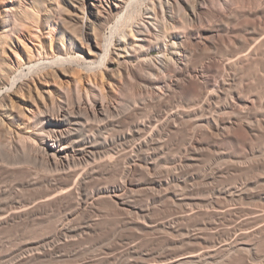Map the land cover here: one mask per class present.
I'll use <instances>...</instances> for the list:
<instances>
[{"label": "bare ground", "instance_id": "1", "mask_svg": "<svg viewBox=\"0 0 264 264\" xmlns=\"http://www.w3.org/2000/svg\"><path fill=\"white\" fill-rule=\"evenodd\" d=\"M263 136L264 0H0V230L66 209L35 244L41 251L18 254L17 264L47 256L45 245L58 253L56 239L95 231L88 219L74 221L103 212L105 200L137 231L156 226L148 216L166 199L181 211L160 222L165 228L201 213L236 218L239 205L228 201L264 200L262 183L252 190L215 180L263 170L264 144L250 147L244 162L219 142L255 144ZM205 151L224 161L193 172ZM201 187L208 197L195 193ZM28 189L41 191L21 194ZM143 190L151 192L146 206ZM255 209L234 219L226 239L214 226L217 244L144 264H216L224 250L233 259L241 251V264H264V257L251 261L260 252L255 241L264 240V210ZM188 226L177 229L179 238L202 244L203 227ZM139 241L137 234L111 259L132 264Z\"/></svg>", "mask_w": 264, "mask_h": 264}, {"label": "rangeland", "instance_id": "2", "mask_svg": "<svg viewBox=\"0 0 264 264\" xmlns=\"http://www.w3.org/2000/svg\"><path fill=\"white\" fill-rule=\"evenodd\" d=\"M30 43H31V41H30ZM154 54H156V52H153L151 55L153 56ZM260 139H262V143H260L258 145V143H256V142L257 141L261 142ZM260 139H256V140L254 139L255 144H254V141L252 140L253 141L252 142L250 139H248V141L249 140L250 141L249 142L247 141V143L246 142L245 143L232 142L230 140H224L222 142H219V144H220V146L221 145L223 146V147L221 146L223 148L222 150H224V151L229 150V152H225L226 154L232 153L239 160L249 161L252 157L249 154L250 147H252V146L254 147V145L256 146V144H257V146L255 148H261L263 146L264 136L260 137ZM225 141L228 144L230 142V145H227V143H225ZM239 143H241L242 146L244 144L246 149L244 148L245 150H242L243 148L241 147V145ZM236 144H237V146H236ZM238 144L240 145V148L238 147ZM206 152L207 151H205L203 153L204 156H201L200 161L196 162L197 164H194V166L191 167L193 172H203L204 170L208 169L210 167V165L215 166L216 163H222L224 161V158H218L217 155L214 154L213 152L208 151V153L211 154V157H213L212 154L215 155L213 158L209 157L210 155L208 153L206 154L207 155L206 156L205 155ZM241 155H242V157H241ZM209 159L210 160L212 159L211 162L209 161ZM22 161H25V160L22 158ZM27 163L30 164L31 166L33 165L32 168H36V169L38 168L37 170L40 169V167H38L39 165L35 164L32 161H28ZM256 168L255 167L252 168L253 170L250 169L249 172L245 170L247 172V176L244 175V174H246L245 171L241 172L243 175H241L240 171H233V172H235V175L233 172H231V173H228V175L225 174L227 176H224V175H223V177L218 176L216 178L215 182L219 183V184H229V183L236 182V181L239 182L240 184L250 183L251 185L248 186V188L250 187V189H252V188L255 189L256 187H260L259 185L262 183L261 185L264 188V176L262 177V175H261V173L264 174V168L262 170V167H260L261 171H263V172H261L259 170V167H256ZM254 169L256 170L255 172H254ZM237 172L240 173V174L238 173L240 176L237 174ZM230 174H232V176ZM255 174L258 175L257 179L255 177ZM252 179H254V181ZM249 180H250V182H248ZM9 183L13 184L10 181H9ZM174 188H175L174 186H171L168 189V191L170 192ZM203 188L201 187L199 190L196 189L197 191H195V193H198L204 197H208L209 196V194H207L208 192L206 191V189L203 190ZM39 191H41V190L28 189V190H24V192L22 191L21 194H23L24 196L27 195V197L30 195V197H31V195H33L34 193L36 195H37V193L39 194ZM154 192L158 193L159 191H154ZM162 194H165V191H163ZM150 195H151V192H149L147 190H143L142 192H140V199H139L140 205L146 206L147 200L149 199ZM243 200L244 201H242V202H240V200H237V201H234V203L232 201H228L230 204L232 203L235 206H237V205L243 206V207L238 206L239 212L237 213V215L239 214L240 216L238 215V216H236V218H234L236 221H238L241 217L243 218V216L246 215L249 212V210H252L253 208L255 209L257 207V209H255V210H264V207H261V205L264 204V200L257 197V196L245 198ZM109 201L110 200H108V202H106V200H105V203L103 201V205H102V202L100 203L102 208H99V209L103 210V212L100 211L98 213H95L93 211H88L87 213L85 212V216H84V214H81V216L79 218L77 217L76 220L74 221L75 225H77V224L82 225V223L85 224L87 219H88L87 222L92 223L93 226H97V227H95L96 228L95 231H93L91 233H87V234H82V235L77 236V237H75L76 235L69 237V238H67V241L71 240V239L72 240L68 241L67 243H65L66 241L64 242V239H56L54 242L56 243V245L59 248L58 253L50 254L49 251L52 248V246L51 245H45L41 249H44L46 252L49 253V254H47V256L45 255V256H40V257H36V258L34 257V259L32 258V260H30L24 264H119V263H115L116 261L112 260L111 257L117 253L122 252V249L124 250V248L127 246L125 242L126 241L128 242L129 239H133V237L137 236V234H138V236H140V241H139L140 242V244H139L140 252H139V254H137L133 258H131L133 261L132 264H144L148 260L165 259V258L171 257L173 255H178V254L185 253V252L195 251V250H197L201 247H205L207 245L217 244L219 237H217L216 232L218 230L222 231L221 237L223 239H226V238H228L227 232H229L226 230H228V229L233 230L234 227L237 226L236 224H239L240 223L239 221H241V219L238 222H235L234 219H232L230 221H221L219 218L217 219L215 216H212L211 214H210L211 217L210 216L207 217V215H209V214L201 213L200 214L201 216L199 214L197 215V217L200 216V218L198 219L197 217H195L194 219L191 220L192 222H190V221L184 222V220H182L178 223V225L174 224L176 230L165 228L161 224H163L164 222H167L166 220L170 221L171 218L173 219L176 215L179 214V211H181L180 207H178L176 204L172 203L171 200L166 199V200H164V202L157 203L154 206V208L151 209V213L148 216L150 218V220L154 221L155 224L157 223L156 226L150 227V228L149 227H140V229H138V231H137V230H135L136 229L135 227L125 225L124 221L123 220L121 221V216L123 213L119 209H118V211H119L118 212L117 209H115L116 206H113L114 204L112 202H111L112 203L111 204ZM225 201H227V200H225ZM225 201L223 199H221L219 205H223L222 203ZM228 202L227 203L225 202L224 205L228 204ZM236 203H239V204H236ZM100 205H99V207H101ZM257 205H259V206H257ZM246 206H250L251 208L250 207L246 208ZM262 206H264V205H262ZM54 208H56V210ZM57 208L58 207H53V209L50 208V210L47 211L48 214L44 213L41 216L43 218L46 217L44 219L41 217L36 218V219H31L28 221H26L27 219H25V218L16 219L10 225V226H12V228H9L10 227L9 226L8 227L9 230H7V228L5 230L4 229L0 230V231H2V232H0V264H15V263L17 264L18 263L17 262L18 261V258H17L18 254L22 253L24 255H29V254H33L35 252H40L41 250H39L37 248L38 246L35 244H37V242H43L42 241L43 239L49 237L53 231L52 229H54V227H55V224H57V222H59L61 220L60 217H62V219L64 217V214H65L64 210H66V209L60 210V208H58V210H57ZM244 208H246V210ZM258 208H260V209H258ZM53 210H55V211H53ZM61 211H63V213ZM51 212H52V214H50ZM119 213H121V214H119ZM53 215H55V216H53ZM82 215L84 217H82ZM97 215L101 216L103 219L101 217H100L101 219H99V216H97ZM49 217H50V220H49ZM92 217L93 218L96 217L99 220L96 218L93 219ZM112 217H114V218H112ZM123 217H124V214H123ZM196 218L198 221H195ZM245 218H246V216L243 219H245ZM22 219H25V220H22ZM140 219H142V217H140ZM206 219H207V221H206ZM210 220H212L213 222H211ZM161 221H164V222H162L160 224ZM209 221L211 222V224ZM233 221L236 224L233 223L234 227L231 228V224ZM205 222L207 223V225ZM184 223H187V224L185 225ZM196 223L198 224V226ZM224 223H225V225H224ZM13 225H14V227H13ZM222 225H224V226H222ZM229 225H230V227H229ZM248 225H251V223H248ZM187 226H188L189 230H191V228H192L191 231H193V229L194 230H200L203 227L202 231L205 230V231H203V233H204L203 243L204 244L203 243L201 244L200 241H197L196 243L195 242L192 243V241L188 242V241L182 240L183 235L177 229L180 228L186 232ZM214 226L217 229V231H215ZM217 227L218 228L221 227V228L218 229ZM209 228H211V229H209ZM208 230L210 233L207 232ZM210 230H212V232ZM213 231H214V234H213ZM171 232H173V233H171ZM211 234H213V235H211ZM179 236L180 237L182 236V238H179ZM211 236H214V237H211ZM174 238H176L177 240ZM213 239H216V241L215 240L213 241ZM262 239H264V237H262ZM199 244H201V245H199ZM256 246H258V249ZM259 248H260V250H259ZM119 250H121V251H119ZM258 250L260 252L264 253V240H259V241L256 240L255 241V252L257 253ZM224 251H223L224 253L220 252L221 254L222 253L224 254L222 256H219V258H220L219 260H221V262L216 263V264H227V262L230 259H231L230 261L234 260L235 262L229 261L228 264H231V263L236 264V259H237V261L239 259L238 262H240V260H242L241 259L242 256H240V255H242L241 251L238 252L240 255L238 253L235 255V259L230 258L233 256H229L228 255L229 252L227 250H224ZM245 251L248 252V250H245ZM246 252L243 256H247ZM260 252L257 253V256L255 254H252L253 255L252 260H251L252 262L255 260H259L258 262L255 261L256 263H259L260 260L264 257L263 256L264 254H262ZM113 253H115V254H113ZM220 253H219V255H221ZM243 253H244V251H243ZM259 253H260V255L258 256ZM111 254H113V255L111 256ZM238 255H239V257L237 258ZM225 256H227L228 258H225ZM108 257H110V259ZM223 258H224V261H227L226 263L223 262ZM245 258H247V257H245ZM245 258L243 259V261H245ZM105 259H107V260H105ZM238 262H237V264H238ZM241 262L239 264H241Z\"/></svg>", "mask_w": 264, "mask_h": 264}]
</instances>
